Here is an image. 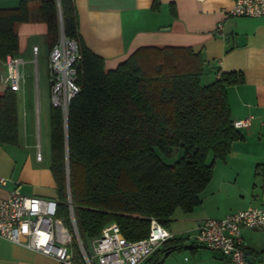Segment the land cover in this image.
<instances>
[{"label": "trees", "instance_id": "1", "mask_svg": "<svg viewBox=\"0 0 264 264\" xmlns=\"http://www.w3.org/2000/svg\"><path fill=\"white\" fill-rule=\"evenodd\" d=\"M158 6L155 0L152 10ZM30 23L46 26L50 51L62 26L82 55L80 92L69 107L67 133L62 112H50L58 217L71 225L69 195L82 241L116 224L124 238L135 242L149 235L152 219L168 229L176 210L191 213L198 207L216 163L225 162L241 139L226 88L241 83L242 75L221 74L204 86L201 54L173 47L140 49L105 72L104 59L80 37L74 0H21L17 8L0 9V64L19 52L16 25ZM17 144V96L5 89L0 92V145ZM174 149L182 157L171 165L156 151L169 160ZM170 243L180 249L181 241H168L145 264H161L163 253L166 257L176 249L166 248Z\"/></svg>", "mask_w": 264, "mask_h": 264}, {"label": "crops", "instance_id": "2", "mask_svg": "<svg viewBox=\"0 0 264 264\" xmlns=\"http://www.w3.org/2000/svg\"><path fill=\"white\" fill-rule=\"evenodd\" d=\"M154 1L74 0L80 37L90 51L104 59L105 72L116 70L143 48H189L204 60V84L214 83L219 74L242 75L241 83L226 88L231 119L251 120L249 127L238 130L241 139L232 144L226 161L216 163L213 178L200 195L201 204L191 213L181 209L174 213L167 229L169 241H181L185 246L188 240H195L203 221L260 206L264 181V18L230 16L234 0H157V11L152 10ZM20 2L0 0V9L17 8ZM30 24L43 25L46 36L44 24ZM17 56L21 58L20 48ZM0 65L5 68L2 80L6 67ZM16 96L18 144L0 145V179L7 180L5 187L0 185V198L18 190L26 197L58 200L51 152L46 159L41 152L40 98L27 97L24 76ZM259 176L263 178L259 180ZM0 264L61 263L0 238Z\"/></svg>", "mask_w": 264, "mask_h": 264}, {"label": "built area", "instance_id": "3", "mask_svg": "<svg viewBox=\"0 0 264 264\" xmlns=\"http://www.w3.org/2000/svg\"><path fill=\"white\" fill-rule=\"evenodd\" d=\"M229 15L235 18H264V0H234ZM38 53L39 48L34 47L36 58ZM81 61L78 42L61 34L49 54L48 74L51 106L62 112L64 122L72 100L80 92L78 74ZM2 64L6 67L3 84L6 89L18 92L23 81V59L9 55ZM250 121V118L234 121L233 127L236 130L247 128ZM41 158L38 153L37 159ZM6 184V179H0L2 187ZM67 206L70 226L58 217L59 200L26 197L15 190L8 198H0V238L53 257L61 264H75L76 248L84 264H94V261L98 264H145L171 239L169 231L155 219L151 220L149 235L135 242L124 238L120 228L112 224L91 240L89 252L78 233L69 195ZM243 230L264 232V181L260 206L234 212L220 220L203 221L195 241L219 253L225 264H250L247 260L250 250L242 236Z\"/></svg>", "mask_w": 264, "mask_h": 264}, {"label": "rangeland", "instance_id": "4", "mask_svg": "<svg viewBox=\"0 0 264 264\" xmlns=\"http://www.w3.org/2000/svg\"><path fill=\"white\" fill-rule=\"evenodd\" d=\"M44 27L41 24H19L16 26V32L20 38V56L24 60L25 64L22 67L24 76V89L27 97L35 98L37 95L41 102V128H42V139H41V152L43 157L46 159L50 157V133H49V113L51 112V100H50V81L48 75V62L50 50L47 46L46 36L43 34ZM36 45L39 49V56L34 62V56L32 53V47ZM5 74V68L0 65V92L5 88L1 77ZM203 78V77H202ZM206 80H202V85ZM22 93H18L20 96ZM158 155L168 164H174L182 157L181 150H173V156L171 159H165L163 155L156 150ZM212 161V157L208 159V163ZM259 176L258 179H262ZM262 181L258 182L259 189ZM259 191L254 195L256 196ZM246 207H242L244 209ZM181 212V210H178ZM65 221V216L60 217ZM197 235V234H196ZM246 247L253 253L249 254L247 260L250 264H264V232L261 231H243L242 233ZM85 248L91 252V239H84ZM187 245H180V249L174 243H170L166 248H176L168 256L165 257L166 253H163L161 258V264H225L221 260V255L217 252L206 249L194 240H188ZM177 246V247H176ZM193 248V249H191ZM75 254L77 251H74ZM189 262H186L185 259ZM98 264L97 261L93 262ZM75 264H84L81 259H75Z\"/></svg>", "mask_w": 264, "mask_h": 264}, {"label": "water", "instance_id": "5", "mask_svg": "<svg viewBox=\"0 0 264 264\" xmlns=\"http://www.w3.org/2000/svg\"><path fill=\"white\" fill-rule=\"evenodd\" d=\"M61 29H62V35L64 36L62 26H61ZM64 126H65V131H66V133H67V118H66V120H65V122H64ZM68 179H69V173H68ZM73 217H74V215H73Z\"/></svg>", "mask_w": 264, "mask_h": 264}]
</instances>
